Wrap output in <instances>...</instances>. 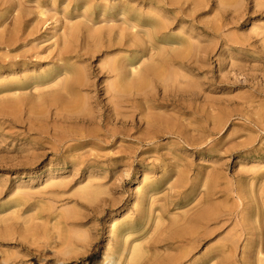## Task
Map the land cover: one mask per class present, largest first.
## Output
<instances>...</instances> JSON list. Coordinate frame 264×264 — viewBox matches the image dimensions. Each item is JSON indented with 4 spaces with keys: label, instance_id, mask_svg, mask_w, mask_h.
<instances>
[{
    "label": "rangeland",
    "instance_id": "rangeland-1",
    "mask_svg": "<svg viewBox=\"0 0 264 264\" xmlns=\"http://www.w3.org/2000/svg\"><path fill=\"white\" fill-rule=\"evenodd\" d=\"M198 1L195 12L178 20L167 0H0L5 83L52 69L57 40L69 26L81 28L88 20L97 29L120 30L128 7L135 9L134 22L147 19V12L163 14V43L180 52V42L197 49L175 66L195 94L178 92L182 98L163 102L162 109L179 115L185 136L198 142H177L166 129L145 141L136 112L130 130L70 140L58 149L50 140L53 125L75 134L83 129L52 124V111L37 129L28 127L24 111L11 120L0 114V231L9 234L0 237V264H160L183 250L188 253L176 264H264V215L257 216L261 228L254 225L256 207L264 208V6ZM211 21L221 30H209ZM10 36L18 38L15 44H8ZM152 44L155 50L163 46ZM147 55L137 52L136 60L147 62ZM250 74L255 79L246 81ZM180 174L185 182L178 187ZM152 191L164 224L155 228L151 216L138 228L137 200ZM207 192L216 207L208 234L194 244L172 238L170 219Z\"/></svg>",
    "mask_w": 264,
    "mask_h": 264
},
{
    "label": "bare ground",
    "instance_id": "bare-ground-1",
    "mask_svg": "<svg viewBox=\"0 0 264 264\" xmlns=\"http://www.w3.org/2000/svg\"><path fill=\"white\" fill-rule=\"evenodd\" d=\"M181 1L183 0H167L168 6H172V9L177 11L178 20L189 17L200 5L198 0H191L190 4ZM231 1L233 0H219V3L225 6ZM252 2L254 7L264 6L263 0H252ZM132 9L135 11L134 8L129 7L124 9L127 22L124 21L125 25L122 23L123 27L120 30H114L112 26L104 31L102 29L105 25L97 29L91 25H94V21L88 20L80 22L81 28L78 25L69 26L68 31L63 32L57 40V49L53 54L54 69L8 79L7 83L1 80L0 89L4 87L1 92L5 93V96L0 97V114L8 116L11 120L24 111L29 121L28 127L32 126L35 129L37 126L40 127V121L46 113L52 111V124H75L81 128L80 131L83 129V133L75 134L73 129L59 130L53 125L50 140L52 148L58 149L70 140L98 139L102 135H114L119 131L130 130L134 127L133 118L138 114L140 115L138 123L145 125L146 132L143 133L145 141H151L158 130L166 129L175 136L177 142L197 145L198 142L191 141L185 136L181 122L177 121L179 115L176 113L166 115V111L162 109L163 102L176 104L182 98L178 92H188L189 97L195 94L192 87L184 82L183 74L177 71L175 66L176 63L181 62L180 59L185 57V54L196 53L197 48L180 42L182 52L171 49L170 43H163L162 40L166 34L164 30L167 21L158 19L165 16L161 13L147 12L145 13L147 19L140 23L134 22L136 14ZM39 14L43 15L44 12L41 10ZM145 27L148 28L143 29ZM207 28L214 33L221 30L222 26L216 21H211ZM17 40V37L10 36L7 41L8 44H15ZM154 41L163 46L155 50L152 44ZM145 49L157 52L154 56L145 52ZM123 51H127L128 54L122 55ZM137 52L148 54L147 62L140 60L141 57L136 60ZM203 52L209 51L204 49ZM107 54L109 57H106ZM200 56L202 59V55ZM100 57L102 58L99 64L92 65V62ZM195 57L197 55L192 58V62L196 61ZM71 60L75 61L69 64ZM8 63L11 64V61ZM108 78L111 80L108 81ZM253 79L255 77L250 74L246 81ZM261 81L264 82V78H261ZM182 85L187 86L182 87ZM9 86L14 88L11 89ZM154 88L158 98L152 94ZM91 92L93 95H90ZM136 112L138 114L135 115ZM86 129L88 130L85 131ZM28 130L32 129L28 128ZM184 182L185 178L180 174L177 179L178 187ZM152 195L153 191L141 192L137 200L136 206H139L140 210L138 228L147 225L151 216L155 217L151 223L155 228L164 224L161 220L163 216H159L158 211L153 208L155 199ZM212 203L213 200L207 192L202 202L194 203L176 219H170L168 225L170 229L174 228L172 238L186 244H194L202 236L205 237L208 234V224L215 219L216 207ZM255 211L254 225L259 229L262 224L257 218L264 215V208L260 210L256 207ZM166 229L167 227H163V230ZM7 236L9 234L6 228L2 229L0 237ZM259 242L261 240H258V244ZM135 248L138 249L137 246ZM135 248L134 252L137 255ZM262 248L264 249V245ZM225 249L231 250L230 247L227 248V244ZM187 253L185 250L180 251L178 254L168 256L160 264H176Z\"/></svg>",
    "mask_w": 264,
    "mask_h": 264
}]
</instances>
